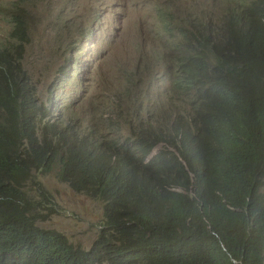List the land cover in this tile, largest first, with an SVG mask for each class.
I'll return each instance as SVG.
<instances>
[{"label": "trees", "instance_id": "1", "mask_svg": "<svg viewBox=\"0 0 264 264\" xmlns=\"http://www.w3.org/2000/svg\"><path fill=\"white\" fill-rule=\"evenodd\" d=\"M25 1L13 3L0 40V264H264V0L224 21L220 39L200 21L180 28L175 89L194 92L192 113L150 115L132 130L133 144L79 134L38 100L22 63ZM240 129L256 134L252 146ZM53 170L102 203L88 249L40 226L55 211L35 173Z\"/></svg>", "mask_w": 264, "mask_h": 264}, {"label": "rangeland", "instance_id": "2", "mask_svg": "<svg viewBox=\"0 0 264 264\" xmlns=\"http://www.w3.org/2000/svg\"><path fill=\"white\" fill-rule=\"evenodd\" d=\"M14 2L0 0V40L12 27ZM25 5L31 21L22 63L38 100L50 106L53 97V118L105 142L134 139L132 130L149 115L159 122L184 120L194 92L187 97L184 89H175L173 56L184 55L180 28L200 21L220 39L228 12L243 11L240 0H26ZM205 54L214 66V54L210 49ZM35 174L48 195L44 205L55 211L40 226L88 249L102 225V203L74 193L54 170Z\"/></svg>", "mask_w": 264, "mask_h": 264}, {"label": "clouds", "instance_id": "3", "mask_svg": "<svg viewBox=\"0 0 264 264\" xmlns=\"http://www.w3.org/2000/svg\"><path fill=\"white\" fill-rule=\"evenodd\" d=\"M240 2H241V6H242V10L244 11L245 10V7H246V5H247V3H248V0H240ZM238 12V11H236V10H231V11H229L228 12V17H227V19L225 20V22L227 23V24H229V22L232 20V19H239L240 21L242 20V17H243V13L244 12ZM208 31H210V27H207L206 28ZM91 37L93 38V33H92V35H91ZM211 66V65H210ZM175 71H176V74H175V80H176V78H177V76H178V65L176 66V68H175ZM261 91H264V81H261ZM51 100H52V107H54V105H55V103L53 102V97L51 98ZM259 100L262 102V103H264V95L263 94H261L260 92H259ZM191 102H193V99L191 100ZM161 107V106H160ZM160 107L158 108V109H160ZM192 109H193V107H192ZM192 109H191V112L190 113H188V114H191L192 113ZM52 111V110H51ZM150 116V115H149ZM148 116V117H149ZM148 117L146 118V119H148ZM191 118H189V119H187V120H185V121H183V122H181L180 123V125H182V124H186L189 120H190ZM134 130V129H133ZM240 131H241V133H240V137L242 138V140H243V142H244V144H245V146L248 148L249 147V145L250 146H252V144H253V142H254V139H255V137H256V134L255 133H253L252 131H250L249 130V132H243L241 129H240ZM260 137H261V135H260ZM126 138H128V137H126ZM125 138V139H126ZM129 138H131V137H129ZM124 139V140H125ZM123 140V141H124ZM133 139H131V144H133L132 141ZM119 143H121V142H119ZM162 146V148L164 147V144L163 143H159V144H157V145H155V147L152 149V150H150L149 151V153H148V155H147V157H146V161H149V160H151L153 157H155L162 149H160V147Z\"/></svg>", "mask_w": 264, "mask_h": 264}]
</instances>
